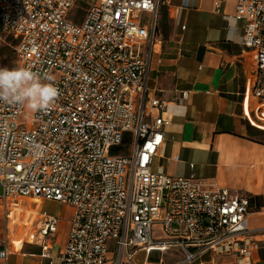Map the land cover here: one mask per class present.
<instances>
[{
  "label": "built area",
  "instance_id": "obj_1",
  "mask_svg": "<svg viewBox=\"0 0 264 264\" xmlns=\"http://www.w3.org/2000/svg\"><path fill=\"white\" fill-rule=\"evenodd\" d=\"M232 1L234 13L224 20L230 33L240 28L236 43L254 55L250 97L264 110V0ZM78 2L0 0V41L10 37L17 67L52 76L59 92L51 107L25 120L24 107L0 101L4 208L16 211L19 199L30 198L73 212L55 256L51 240L60 217L40 211L34 230L40 252L18 257L133 264L137 251L175 250L180 259L172 264H193L208 252L252 264L258 244L248 225V198L153 169L170 125L164 103L146 87L165 2L87 0L75 21ZM185 98L182 92L180 101ZM9 254L0 242V264Z\"/></svg>",
  "mask_w": 264,
  "mask_h": 264
},
{
  "label": "crops",
  "instance_id": "obj_2",
  "mask_svg": "<svg viewBox=\"0 0 264 264\" xmlns=\"http://www.w3.org/2000/svg\"><path fill=\"white\" fill-rule=\"evenodd\" d=\"M162 1L165 5L157 16L161 45L151 55L146 87L150 96L164 103L170 125L163 129L164 146L153 169L172 178L192 177L248 198V225L258 244L251 260L252 264H264V144L251 140L246 129L250 126L264 132V110L250 97L254 55L236 43L239 27L231 33L227 30L224 17L234 13L232 0ZM182 92L186 98L180 101ZM42 205L38 212L48 213L51 207L72 212L52 202ZM13 214L4 208L0 194V242L6 243L10 253L7 264H45L18 257L40 250L34 235L24 246L13 240L14 232H9L7 224ZM48 214L62 220L58 212ZM68 222L65 232L59 222L51 240L53 256L66 241ZM153 254L157 261H151ZM179 259L175 250H140L133 264H172ZM193 264L237 262L234 256L208 252Z\"/></svg>",
  "mask_w": 264,
  "mask_h": 264
},
{
  "label": "rangeland",
  "instance_id": "obj_3",
  "mask_svg": "<svg viewBox=\"0 0 264 264\" xmlns=\"http://www.w3.org/2000/svg\"><path fill=\"white\" fill-rule=\"evenodd\" d=\"M87 0H79L76 8L73 10V14L77 16L75 21H78L81 19V17L84 15L87 6L85 3ZM0 41V67H8L13 68L17 67L16 63V57L14 53V41L7 36L1 37ZM24 116L22 120L26 119L27 115H30L32 113L31 110L24 107ZM127 143V142H125ZM124 152H128L129 145L128 143L123 146ZM0 194H1V188H0ZM19 208L14 211V214L11 216V219L8 218V226H9V232H14L13 240L18 241V243L24 244L28 242L31 237L34 235V230L37 226V217L40 212L37 211L38 208H42V203H46L45 201H34L30 198H22L19 200ZM46 211L48 210V207H44ZM50 209V208H49ZM51 212H58L61 214V221H60V227L62 230H66L67 228V221L71 219L72 212L70 210H65L63 207H51ZM108 251L114 252V246L112 242L107 243ZM157 259V254H153L151 261Z\"/></svg>",
  "mask_w": 264,
  "mask_h": 264
},
{
  "label": "clouds",
  "instance_id": "obj_4",
  "mask_svg": "<svg viewBox=\"0 0 264 264\" xmlns=\"http://www.w3.org/2000/svg\"><path fill=\"white\" fill-rule=\"evenodd\" d=\"M58 96L52 76L42 77L29 66L0 67V101L37 112L51 107Z\"/></svg>",
  "mask_w": 264,
  "mask_h": 264
},
{
  "label": "trees",
  "instance_id": "obj_5",
  "mask_svg": "<svg viewBox=\"0 0 264 264\" xmlns=\"http://www.w3.org/2000/svg\"><path fill=\"white\" fill-rule=\"evenodd\" d=\"M247 135L248 137L260 144H264V132L258 131L250 126H247Z\"/></svg>",
  "mask_w": 264,
  "mask_h": 264
}]
</instances>
